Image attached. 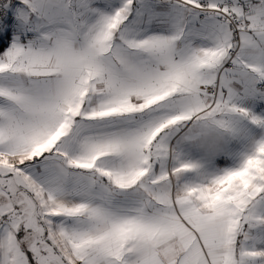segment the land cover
Listing matches in <instances>:
<instances>
[{"label": "snow or ice", "instance_id": "obj_1", "mask_svg": "<svg viewBox=\"0 0 264 264\" xmlns=\"http://www.w3.org/2000/svg\"><path fill=\"white\" fill-rule=\"evenodd\" d=\"M0 264H264V0H0Z\"/></svg>", "mask_w": 264, "mask_h": 264}]
</instances>
